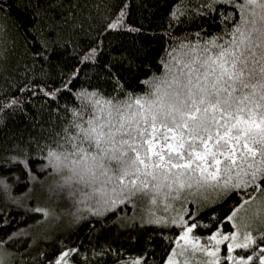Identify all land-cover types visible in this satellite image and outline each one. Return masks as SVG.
I'll return each instance as SVG.
<instances>
[{
    "label": "trees",
    "instance_id": "1",
    "mask_svg": "<svg viewBox=\"0 0 264 264\" xmlns=\"http://www.w3.org/2000/svg\"><path fill=\"white\" fill-rule=\"evenodd\" d=\"M26 5L29 0H0V250L5 264H55L65 250L71 264H165L183 226L144 215L149 196L142 193L117 195L102 213L75 211L67 195L49 192L60 177L48 152L63 151L56 134L79 121L78 114L86 120L96 112L86 107L81 93L101 99L145 95L150 91L145 81L161 74L174 46L203 47L231 28L239 13L214 0H63V7L39 10L35 0ZM117 20V28L108 27ZM193 187L194 196L184 195L179 208L187 209L189 222L196 220L193 233L202 238L218 229L231 231L227 217L244 200L264 201V192L251 187L231 190L227 197L218 189H198L194 182ZM108 195L83 205L95 209ZM249 228L259 241L264 223L256 219ZM251 250L234 252L246 258ZM224 256L220 264H233Z\"/></svg>",
    "mask_w": 264,
    "mask_h": 264
},
{
    "label": "snow or ice",
    "instance_id": "2",
    "mask_svg": "<svg viewBox=\"0 0 264 264\" xmlns=\"http://www.w3.org/2000/svg\"><path fill=\"white\" fill-rule=\"evenodd\" d=\"M214 2L232 5L239 19L203 47L174 46L161 74L145 81L150 88L145 95L101 99L81 93L86 107L101 115L92 112L85 120L80 113L79 121L56 134L63 151L48 152L60 177L49 188L51 195L103 198L111 185L110 191L120 197L152 194L155 204L161 195L179 199L193 182L198 189H218L224 197L242 187L264 192V0ZM35 7H63V0H35ZM119 24L117 20L108 27ZM250 203L251 198L244 200L227 220ZM35 211L48 215L41 208ZM254 215L264 223V204ZM179 225H187L180 236L184 245L168 264H178L175 256H184L187 249L193 256L200 252L211 258L204 264H220L219 245L226 241L225 261L264 264V232L259 241L246 233L240 242L237 233L217 231L208 237L215 246L206 247L190 235L198 227L196 220L187 224L181 218ZM237 248L252 250L246 258L238 254L237 260L230 255ZM68 255L62 253L55 264H67ZM183 264L192 261L185 258Z\"/></svg>",
    "mask_w": 264,
    "mask_h": 264
},
{
    "label": "rangeland",
    "instance_id": "3",
    "mask_svg": "<svg viewBox=\"0 0 264 264\" xmlns=\"http://www.w3.org/2000/svg\"><path fill=\"white\" fill-rule=\"evenodd\" d=\"M53 163H55V161H53ZM108 188H109L108 197L105 199L104 203H103V200H99V203L96 202V204H99V206L95 209H90V208L83 205L84 201L86 202V201L91 200V198L93 196L87 197V196H84L82 194H78L76 197H73V198L67 197V198H69L72 201L73 205L76 207L75 211L88 209V210H90V212L96 211V213H98V212L100 213L101 208H109L112 205V199L114 200V198L118 195V194L112 193L110 191L111 188L109 186H108ZM88 191H91V190L88 189ZM194 193H195L194 187H192L191 189L185 188V190L180 194L179 199H173L171 196L168 197L169 199L168 198L165 199L164 196L161 195V196L156 197V203L155 204H153L151 202V195L152 194H149L148 195L149 197L145 198V201H147V203H146V208L144 209V212H145L144 215H146L147 217H150V216L154 217L155 216V217L159 218L157 220L160 222H165V221L171 220L172 222L175 221V223H179L181 218H183L185 221H187V224H191V222H189V218L187 216V209L186 208L180 209L179 203L182 202V200L184 199V197H183L184 195L188 194V195L194 196ZM202 195H205V193H202L200 195L196 194L195 197L196 198L197 197L202 198L203 197ZM168 200H170V202ZM262 204H264V201H262L260 198H256L255 200L251 201L250 204L245 205L244 209H242L240 212H238L237 216L232 220L233 229L229 232H225V231L218 229V230L214 231L213 233L207 235L204 238L196 236L193 232L190 235L193 238H198L199 243L201 245L206 246V247L215 246V242L214 241L210 242L208 240V237L211 236L212 234L216 233L217 231L221 232L222 234H226V235H231L232 233H237L239 241L243 242L244 235L246 233H251V230L249 227L253 226L255 224L257 218H255L254 214H255L256 210L259 207H261ZM102 205L103 206L105 205V206L100 207ZM161 212H165V213L168 212L169 214L167 217H165V216L162 217ZM186 226L187 225H184L183 228L181 229L180 234L178 235V238L176 239L175 246L173 247L170 255L168 256V258L165 262V264H168L169 260L173 259L174 252L178 254L181 251V246L184 245V241L180 240V236L183 234L184 227H186ZM228 243H229V241H226L224 244L219 245V248H220L219 256H220V258L223 254L228 255V253L226 252V246ZM234 251L230 255L236 257V259L239 260L240 256L235 254ZM64 252L69 253L68 250L63 251L62 253H64ZM61 254H60V256H61ZM68 256L65 257V260L67 261V264H71ZM185 258L190 259L192 261V264H204L205 261H208L211 259L210 257H207L206 255H204L203 253H200V252L195 253V255L193 256L191 253V249H187L185 251L184 256H180V255L175 256V260L178 262V264H183V261ZM0 259L3 260V264H5L7 262V257L2 253L1 250H0ZM134 261L130 260L129 262H126L123 264H138V262H134Z\"/></svg>",
    "mask_w": 264,
    "mask_h": 264
}]
</instances>
